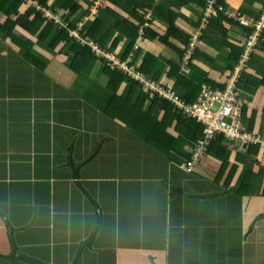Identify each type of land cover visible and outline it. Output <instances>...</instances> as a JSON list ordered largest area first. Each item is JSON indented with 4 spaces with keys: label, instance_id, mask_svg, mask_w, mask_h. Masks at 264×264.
Wrapping results in <instances>:
<instances>
[{
    "label": "crops",
    "instance_id": "crops-1",
    "mask_svg": "<svg viewBox=\"0 0 264 264\" xmlns=\"http://www.w3.org/2000/svg\"><path fill=\"white\" fill-rule=\"evenodd\" d=\"M30 1L22 0V4L29 6ZM74 1L86 13L90 9L98 12L94 6L99 0ZM198 1L183 5L178 0H156L157 5L162 2L169 7L176 27L192 36L189 49L198 48L211 61L197 58L193 62L188 47L177 40L171 39L186 50L183 59L159 41L144 37L136 40L125 59L138 72L147 53L158 59L156 69L161 77H147L157 91L151 95L141 86V92L152 99L164 102L170 91L175 92L178 78L170 76L171 63L178 64L181 76L182 71L193 78L207 74L224 85L238 64L233 70L228 68L229 50L202 41L203 30L210 19L218 21L223 16L227 41L242 47L248 29L243 21L257 20L264 13V0ZM105 3L112 4L102 0ZM112 5L113 9L99 6L101 18L96 19L104 21V34L110 31L105 45L113 50L106 52L121 60L129 41L117 30L130 15L124 1ZM109 10L119 17H112ZM153 12L140 11L147 14L145 20L153 21L154 33L165 34L169 25ZM80 14L72 16L73 21L79 18L77 27L89 25L86 15L80 18ZM105 21L115 22V28L106 29ZM18 30L19 38L32 40L30 51L20 49L11 38L0 51V210L10 223L0 215V264H28L4 258L13 253L10 227L19 249L28 256L46 264L74 262L80 244L97 229L98 213L78 188L72 162L81 167L82 185L99 202L103 216L94 244L84 249L78 264H264V148L253 154V161L249 148L223 145L226 152L216 158L208 154L209 144L193 170L187 171L186 162L202 142L194 144L176 117L164 119V110L153 107L149 99L147 106L152 112L157 110V120L148 123L150 127L143 132L147 135L136 133L124 118L135 106L131 101L137 99L134 93L126 100L123 89L127 84L118 91L119 115L109 116L115 94L107 88L108 76H98L100 66L96 64L93 68L98 70L91 75L93 68L74 78L66 53L60 55L62 46L50 52L35 37ZM245 71L257 75L255 69L246 67ZM70 80L82 87L69 85ZM254 90L243 93L248 108L245 127L261 133L264 88ZM254 111L258 114L252 120ZM75 189L90 205L89 217L83 222L71 218L68 235L57 236L58 210L73 203ZM57 239L68 246L60 259L54 258Z\"/></svg>",
    "mask_w": 264,
    "mask_h": 264
},
{
    "label": "trees",
    "instance_id": "trees-1",
    "mask_svg": "<svg viewBox=\"0 0 264 264\" xmlns=\"http://www.w3.org/2000/svg\"><path fill=\"white\" fill-rule=\"evenodd\" d=\"M37 1L40 5H42L45 8H50L53 13L60 16L64 22H66L69 25V29H61L59 26L56 25L55 21H50L46 17V15L40 11H37L34 8H28V12L25 13L23 9H19L17 7L18 4L21 5L22 0H0V14L4 18L7 17V20L2 23L0 21V36L6 35L7 37L11 38L18 47L22 50L30 51V47L33 46L32 40L29 38H19L18 36L14 35L12 30L14 26H17L18 29H23L25 33L29 34L33 38H37V42L43 46L44 49L48 51H53L56 48L63 47L60 53L64 52V49L69 48L65 55L68 57V67L71 70V72L76 76H84V74L88 73L90 68H93L96 66H100L99 73L103 75H107L109 78V84L107 88L112 91L115 94L114 101L111 103L108 115L109 116H117L119 115L118 106H117V100H118V91L121 88L123 84H127L126 89V100L131 99V94H138L141 93L143 96V100H140L142 102H147L149 99H152L150 95L142 93L141 85L140 83H137L133 80H130V78L126 75V73L122 72L121 70L117 69L113 64H111L107 59L100 58L97 56L91 46L88 45V42H95L98 45L101 46V48L106 51L110 50L112 51V47H106L105 41L107 34H104L102 32L104 21L101 19H96L94 24L89 28L87 26H84V29L81 30V35H83V41L77 40L76 37L72 36L70 34V30L77 29V21H73V15L78 13L80 11V15H85L86 11L84 9H81V5L77 4L74 0H65V2L62 0V7L59 8H51V4L49 3L51 0H32ZM112 4H119L120 2H125L126 4V12L129 13V18L125 19V21L121 22L119 24L118 31L120 34L127 38L129 41L128 46L125 47V51L123 52V60L129 56V54L134 49V43L135 41L140 37L141 35V29L146 25L149 24L150 26L153 25V21L151 20H145L146 19V13H140V11H146L148 13V10L153 9L154 16L156 18H159L161 21L166 22L168 26V30L165 34L160 33L156 34L152 30V26L148 29H144V39L146 41H159V45H164L165 49L167 51L173 50L174 52H177L179 54V57L181 56V59H183L186 55V50H183L176 46L171 39L177 40L185 45V47L188 49L190 48V43L192 41V36H189L187 34H184L180 29H178L175 25V17L169 13V7H166V5L162 2L157 5L156 0H108ZM197 2L198 0H178V3H182L183 5L189 4L191 2ZM200 2V1H198ZM61 3V1L59 2ZM162 3V4H161ZM177 3V2H176ZM30 6V5H29ZM28 4L26 7H29ZM109 13H111V16L114 18L119 17V15L114 12L113 10H109ZM2 16V17H3ZM261 17L258 16L257 20H259ZM223 16H219L218 21L216 20H209V24L206 27L205 30H203V34L201 36V40H205L209 42L211 45H220V47H225V49L229 50L227 57L229 58L228 61V68H232V70L235 68V66L238 64L240 59L242 58L244 54V49L242 47H237L234 44L227 41V31L223 30L224 28L221 26V23L223 21ZM79 20V19H78ZM137 24H136V23ZM47 28V29H46ZM45 30V31H44ZM253 32V29H247V35H250ZM152 33V34H150ZM154 35V36H153ZM153 36V37H152ZM85 40V42H84ZM118 42H115L113 47H116ZM264 45V36L261 37L260 43L258 45V49L256 52H253L250 55V63L247 66L248 68L255 69L257 75H260L258 77L257 75H251L248 74V71H243L240 77V83L238 90L243 94L246 90L251 89H261L264 88V58L262 57V52H264V48L262 47ZM190 50V49H189ZM30 54V53H28ZM197 58H204L207 62L211 61L209 56H205L200 53V50L197 48L195 49L194 53L192 54V61L195 62V59ZM132 68L131 64H129ZM158 65V59L150 54L147 53L144 56L143 64L141 65L139 71L143 74H145L147 77H153L156 79H159L161 77V73L157 71L156 67ZM255 65L259 67L257 69ZM197 72H200L196 66H193ZM180 67L178 64L171 63V71L170 76L178 78V82L176 84V91L178 92L179 96L184 100L187 101V103L193 104L199 94L201 93L204 85L203 84H209L214 88H222L224 89L225 85H219L216 81L211 80L208 78V75L205 76H185L184 74L181 76L179 75ZM201 74V73H200ZM155 80V79H154ZM226 84V83H224ZM140 90H139V89ZM255 91V90H254ZM247 92V91H246ZM138 101V99H136ZM136 100L134 102L131 101V103L136 105ZM159 98H153L152 103L153 107H158L161 110H164L165 116L164 119L168 116L172 115L173 117H176L179 120L180 125L183 129H187V137L192 140L194 144H198L199 142L204 141L205 135L203 134V126L199 123H197L195 120H192L184 114L183 111L179 112L175 110V105L171 102L164 101L160 102ZM264 100V96H263ZM136 102V103H135ZM155 107V108H156ZM157 109V108H156ZM176 111V112H175ZM257 112H253V116L251 119L253 120L255 116H257ZM248 108L247 105L244 108V118L246 117L248 119ZM180 128V127H179ZM248 129H252L251 126H249ZM136 133L139 131L141 134L144 130L140 131L138 128L135 130ZM139 134V133H138ZM147 134V133H146ZM148 140V139H147ZM225 138L223 136L217 137L214 140L211 141L209 145V151L208 154L215 156L216 158H219L220 156H223V153L226 152V148L224 147L225 144ZM224 145V146H223ZM198 146V145H197ZM259 149H261V146H252L249 148L248 157L250 159H253L255 161V157L258 154ZM222 153V154H221ZM254 154V155H253ZM220 155V156H219ZM219 156V157H217ZM226 168V163L223 162V169L224 171Z\"/></svg>",
    "mask_w": 264,
    "mask_h": 264
},
{
    "label": "built area",
    "instance_id": "built-area-1",
    "mask_svg": "<svg viewBox=\"0 0 264 264\" xmlns=\"http://www.w3.org/2000/svg\"><path fill=\"white\" fill-rule=\"evenodd\" d=\"M51 18L58 20L56 16H52ZM247 26L255 27L256 30L249 37L246 53L241 61L242 64H245L249 60L250 55L256 49L258 37L264 29V17L260 22L251 21L247 23ZM143 33L144 27L141 30L142 35ZM125 69L132 77L141 80L149 90L157 91L155 84L145 81L141 75L131 71L128 67H125ZM237 73V75L227 80L224 89L205 85L193 104L186 103L173 91L167 94L166 99H169L177 107L179 106L180 110L189 114L204 127L203 134L205 135V139L202 141L201 147L196 149L192 160L184 166L187 171H191L194 168L205 153L206 146L217 137L223 136L229 144L240 148L264 144L259 135L249 132L244 126L243 113L245 103L242 100L241 92L238 90L241 76L239 75L240 72Z\"/></svg>",
    "mask_w": 264,
    "mask_h": 264
},
{
    "label": "rangeland",
    "instance_id": "rangeland-1",
    "mask_svg": "<svg viewBox=\"0 0 264 264\" xmlns=\"http://www.w3.org/2000/svg\"><path fill=\"white\" fill-rule=\"evenodd\" d=\"M61 1V3H59ZM64 2H65V0H63ZM31 4H29L30 6L29 7H25V5L24 4H22L21 3V5L20 4H18L17 5V7L19 8V9H21L22 7H24L23 8V11L25 12V13H27L28 11L27 10H29L28 8H34V9H36L37 11H42V13L44 12V13H47V17L48 18H51L52 16H54L53 15V12H51V11H48V12H46V10L48 9V8H45V7H43L42 5H40L37 1H33V2H30ZM50 4H51V8L53 9H55V8H59V7H62V0H58L56 3H52V1H50L49 2ZM111 3V2H110ZM115 5V4H114ZM101 8H103V7H105V6H109L111 9H113L112 7H113V5L111 4V5H107V3H105V5L103 4L102 5V0H99L98 1V4L97 5H95L94 7H97L98 8V12H96L95 11V9H90V11H89V13H86L85 15H86V18H84V16L85 15H80V18H84V19H87V20H85L86 22H87V24H89V25H87V27H91L93 24H94V22H95V20H96V18H101V15H100V7ZM115 10H117L118 11V9H115ZM116 12V11H115ZM117 13V12H116ZM4 14V13H3ZM3 14L1 15L0 14V21L2 22V23H4L6 20H7V17L6 18H4V16L6 15H4L3 16ZM3 16V17H2ZM79 19V18H78ZM78 21V20H77ZM59 22H60V24L61 25H59V24H56L57 26H59L61 29H69V25H67V24H63L62 23V20H59ZM105 24H106V29H108V28H115V26L116 25H114L115 24V22H113V21H110V24L111 25H114V26H111V25H109L106 21H105ZM83 26L82 25H79V28L80 29H84V28H82ZM47 29V28H46ZM45 31V30H44ZM71 31V30H70ZM118 31V30H117ZM12 32H13V34L14 35H16V36H22L21 35V33H20V31L18 30V28H17V26H14L13 27V30H12ZM18 34V35H17ZM70 34H71V32H70ZM72 36H75L76 34L75 33H72L71 34ZM78 35H80V41H83V35H81V34H78ZM121 37H122V35H121ZM9 37H7L6 35H1L0 36V51H1V49H4V47H5V44L7 43V40L6 39H8ZM34 39H37L36 37L34 38ZM84 42H85V40H84ZM116 42H117V40H116ZM136 42L137 41H135V43H134V46L136 45ZM2 44V45H1ZM262 47L264 48V45H262ZM219 48V46L217 47V49ZM221 49H223V47H221ZM264 50V49H263ZM51 52V51H50ZM64 52H67V49H64ZM96 52L99 54V57L100 56H107V55H105L104 53H101L100 52V50L99 49H97L96 48ZM60 55H61V53H60ZM65 55V54H64ZM59 57V56H58ZM61 57V56H60ZM111 58H114L113 57V55H111L110 56ZM262 57L264 58V55H262ZM28 59H29V56L27 57ZM56 61H58L57 63H59V59H56ZM65 62V61H64ZM68 62V61H67ZM63 63V62H62ZM98 70V68H93V70L91 71V72H89V75H91L93 72H95V71H97ZM183 72V74L185 75V76H187L186 75V73H184L185 71H182ZM72 74V73H71ZM101 75V73H99V75L98 76H100ZM72 76L74 77V78H77V77H75V75L74 74H72ZM188 76H191V75H188ZM97 78V77H96ZM99 79V78H98ZM70 84L69 85H71V86H75L76 85V87H77V82L75 81V80H73V81H71L70 80V82H69ZM123 86H125V85H123ZM78 87H82V86H80V85H78ZM126 89H127V86L126 87H124V89L123 90H125L126 91ZM124 91V93L126 94V92ZM140 98H141V100H143V96L141 95V93H138L137 94V99H138V101H137V103H136V105L134 106V107H131V109H129L126 113H125V119L128 121V125L130 126V127H132V129H139L140 131H142V129L143 130H145L146 132H147V130H148V128L150 127L149 126V124L148 123H152V122H154V121H156L157 119V116L155 115L156 113H157V110H154L153 112L150 110V108L147 106L148 104L147 103H145V102H142L141 100H140ZM123 105V104H122ZM66 107H69V106H66ZM179 107V106H178ZM180 108V107H179ZM257 107H254V109H256ZM119 110V109H118ZM176 112V111H175ZM262 112V111H261ZM263 120H264V116H263ZM55 123H56V126H58V123L55 121ZM153 125V124H152ZM58 128V127H57ZM262 129H264V128H262ZM257 134H259L260 136H263L264 137V130H262V132L261 133H257ZM145 135H147V134H145ZM73 193L71 194V200H72V204H67L65 207L66 208H64V207H62L61 209H59L58 210V217H57V226H56V235L57 236H59V235H68V230H69V227H70V225H69V221H70V219L71 218H73L74 220H78V221H81V222H83V221H86V219H87V217H89V211H87L88 210V208L90 207V205L87 203V201L84 199V197H83V195H82V193L81 192H78V190H76L75 189V194L73 195ZM62 206V204H59V207H61ZM65 215V216H64ZM1 224H2V221H0V226H1ZM2 227V226H1ZM47 231V230H46ZM47 232H49V231H47ZM263 231H260L259 233H262ZM263 234V233H262ZM58 241H59V239H57V255H54V258L55 259H60V258H62V255L64 254V252L66 251V250H68V246H67V244L65 243L64 245H65V247H63V241H61L60 240V242L58 243ZM58 244H59V246H58ZM45 257H47V258H49V256H50V254H43ZM85 257H86V255H85ZM87 258V257H86ZM85 260V259H84ZM84 260H82L83 262H84Z\"/></svg>",
    "mask_w": 264,
    "mask_h": 264
},
{
    "label": "clouds",
    "instance_id": "clouds-1",
    "mask_svg": "<svg viewBox=\"0 0 264 264\" xmlns=\"http://www.w3.org/2000/svg\"><path fill=\"white\" fill-rule=\"evenodd\" d=\"M30 2H33V1H30ZM40 12H42V11H40ZM44 13V12H43ZM44 14H46L47 15V13H44ZM54 16H56V15H54ZM57 18H58V20H56V19H54V18H49L50 20H52V21H55V23L56 24H59V25H61L60 24V22H59V20H62V23L63 24H67L66 22H64L63 21V19L60 17V16H56ZM264 17V13H263V15L261 16V18L259 19V20H254L255 22H260L261 20H262V18ZM148 20H150V19H148ZM241 20V19H240ZM245 23V26H247V23L248 22H246V21H243V24ZM250 23V22H249ZM68 25V24H67ZM147 25V26H146ZM145 26H144V29L145 28H147L148 26H149V24H146ZM248 28H251V29H253V32L250 34V35H247V37H246V39H245V42H244V44L242 45V48L245 50L244 51V54H243V56H242V58L240 59V61H239V63H238V66L236 67V69H235V71H233L232 73H230V75L229 76H227V78H226V82L225 83H227V80L229 79V78H231V77H233L234 75H237L238 73L237 72H240L239 73V75L241 76V74L243 73V71L246 69V67L249 65V63H250V57H249V60L245 63L246 64V66H243V67H241V68H239V66H241V65H243L242 63H241V61L243 60V57H244V55H245V53H246V46H247V42H248V40H249V37L255 32V30H256V28L255 27H251V26H247ZM82 28H84V26L82 27ZM81 30L82 29H80V28H78L77 27V29H75V30H72V31H70L71 32V34L72 33H75L76 35L74 36V37H76V39L77 40H79L80 39V35H78V34H81L80 32H81ZM142 30V29H141ZM143 35H144V33H143ZM143 35L141 34L140 35V39H142L143 38ZM262 36H264V29L261 31V33H260V35H259V37H258V42H257V46H256V49H255V51L254 52H256L257 51V49H258V45H259V43H260V39H261V37ZM88 45L89 46H91V48H92V50H93V52L97 55V56H99V54L96 52V48L97 49H99L100 50V52L101 53H104L105 55H107V56H100V58H105V59H107L111 64H113L115 67H117V69H119V70H121L122 72H124V73H126V75L130 78V80H136L138 83H140V85L143 87V88H145V90L149 93V94H153V92L154 91H152V90H149L148 89V87H146L145 86V84H143L142 83V81L141 80H137V79H135L134 77H132L128 72H127V70L125 69V67H128L131 71H133V72H136L137 74H139V75H141L144 79H145V81H147V82H152V81H148L149 80V78H147V76L145 75V74H143V73H141V72H138V71H136L135 69H133V68H131L130 67V63L128 62V61H122V60H118V58L116 57V56H114L113 54H110V53H107L106 51H104L102 48H101V46L100 45H98L97 43H95V42H88ZM136 46V45H135ZM134 46V47H135ZM194 51H195V48H191L190 49V52L193 54L194 53ZM111 55H113V57L114 58H111L110 56ZM239 83H240V79H239ZM225 85V84H224ZM239 85V84H238ZM173 92H174V90H173ZM175 93L177 94V95H179L178 94V92L175 90ZM242 100L244 101V103H245V107H246V101H245V99H244V97H243V94H242ZM166 101H168V102H171L169 99H166ZM172 103V102H171ZM172 104H174V103H172ZM175 105V104H174ZM244 107V108H245ZM175 110H177L178 112H179V108L177 107V105H175ZM180 111H183V110H180ZM184 112V111H183ZM184 114L186 115V117H188V118H190V119H192V120H195L194 118H192L189 114H187L186 112H184ZM243 116H244V113H243ZM245 119H246V117L244 118V126H245ZM197 123H199L197 120H195ZM200 124V123H199ZM202 125V124H201ZM203 126V125H202ZM249 132H252L250 129H248V128H246ZM203 131H204V127H203ZM252 133H254V132H252ZM254 134H256V135H259V134H257V133H254ZM260 136V135H259ZM261 137V139L264 141V137L263 136H260ZM212 141V140H211ZM225 142V144L226 145H231V144H229L227 141H224ZM233 146V145H232ZM252 146H261L262 148H264V144H256V145H249V146H245L244 148H250V147H252ZM234 147V146H233ZM240 148V147H239ZM243 148V149H244ZM191 161V160H190ZM189 162V161H188ZM188 162H186V164L188 163ZM185 164V165H186ZM193 170V169H192Z\"/></svg>",
    "mask_w": 264,
    "mask_h": 264
},
{
    "label": "water",
    "instance_id": "water-1",
    "mask_svg": "<svg viewBox=\"0 0 264 264\" xmlns=\"http://www.w3.org/2000/svg\"><path fill=\"white\" fill-rule=\"evenodd\" d=\"M71 166H72V170H73V177H74V180L76 181L78 188L86 195V197L89 199L90 203L93 206L97 207V213H98L97 229L90 236V238L88 240H86L80 244L77 256L74 259V262L72 263V264H78L84 249L87 247H91L94 244V242L98 236L99 230L103 224V216H102V210L99 206V202L82 185L81 167H76L73 164V162L71 163ZM0 215L5 219L6 224L8 226H10L9 220L7 219L6 216H4L2 214L1 210H0ZM9 238H10V241H11V244L13 247V253L10 256H5L4 257L5 259L13 260L15 263H17L19 261H23V262H26L28 264H46V263L42 262L41 260H38L36 258H32V257L28 256L27 254L21 252V250L19 249V247L16 243L15 236H14V228H12V227H10V229H9Z\"/></svg>",
    "mask_w": 264,
    "mask_h": 264
}]
</instances>
